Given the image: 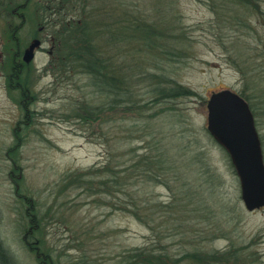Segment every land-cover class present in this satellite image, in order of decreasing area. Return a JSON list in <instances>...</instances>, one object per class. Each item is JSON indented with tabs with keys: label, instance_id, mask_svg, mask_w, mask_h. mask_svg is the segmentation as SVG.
<instances>
[{
	"label": "rangeland",
	"instance_id": "rangeland-1",
	"mask_svg": "<svg viewBox=\"0 0 264 264\" xmlns=\"http://www.w3.org/2000/svg\"><path fill=\"white\" fill-rule=\"evenodd\" d=\"M256 1L261 18L252 17L251 27L242 30L228 26L197 0H120L123 9L143 18L147 26L157 29V23L170 21L172 38L168 42L182 56L179 61L161 66L170 69L173 79L196 96L151 108L146 94L149 83L136 82L137 107L105 111L101 119L89 123L75 116L76 106L87 102L98 106L100 102L86 87L87 77L64 74L58 70L60 63L55 56L61 43L58 32L63 27L62 19L77 16L69 9L72 5L65 4L63 10H54L53 3L34 6L31 22L16 32L17 42L9 37L12 27L0 21V239L16 264L39 263L21 244L27 222L22 218L24 208L17 202L15 190L38 207L44 219L45 248L53 251L51 255L59 264H127L123 258L136 248L178 258L194 250H218L231 244L249 247L255 264H264V210L249 213L244 209L238 179L228 166L225 152L204 136L207 101L213 93L230 90L249 98L264 147V0ZM114 2L109 0L108 6L118 14ZM167 11L170 19L161 20ZM236 38L238 42H234ZM35 40L41 45L22 69V75L30 76L27 84L31 103L26 110L15 100L17 92L10 91L7 83L12 66L22 64L17 54ZM133 48L140 49L141 44ZM131 54L129 69L137 68L134 76L138 81L141 66L148 67L146 71L153 69L149 58L140 59L142 53ZM176 115L182 118L178 120ZM14 143L18 149L13 165L7 154ZM156 144L166 145L169 156L180 166V181L164 177L146 183L133 174L135 186L131 191L135 196L153 205L154 199L169 203L176 200L179 188L193 184L210 205L209 210L201 209L192 217L183 214L172 218L167 213L170 207L158 204L149 211L152 214L144 212L145 222L139 224L125 208H112L104 194H90L94 188L86 192L72 184L74 177H86L90 170L87 188L96 185L104 178L110 159L121 164L126 161V167L137 156H153ZM199 150L206 152L210 170L222 179L223 186L216 193L204 183L202 170L193 163ZM155 184L163 186L152 187ZM118 197L125 199L123 194ZM181 204L187 213L193 209L184 201ZM223 204L233 210L237 204L238 211L220 216L218 207ZM150 225L153 230H149Z\"/></svg>",
	"mask_w": 264,
	"mask_h": 264
},
{
	"label": "trees",
	"instance_id": "trees-1",
	"mask_svg": "<svg viewBox=\"0 0 264 264\" xmlns=\"http://www.w3.org/2000/svg\"><path fill=\"white\" fill-rule=\"evenodd\" d=\"M197 1L205 3L210 12L216 14L218 19L225 21L228 26L242 30L251 27L252 17H256L259 20L262 14L256 0ZM108 2L109 0H0V21L12 27V33L9 37L17 42L16 32L22 30L31 22L34 6L53 3L54 10L56 8L63 10L65 4L72 5L69 9L71 11L75 10L77 16L68 20L66 18L62 19L61 24H63V27L58 32V40L62 43V46L60 43L55 56H57L56 58L60 63L58 70L64 74L74 73L87 77V86H85L91 90L92 95L100 102L98 106L89 102L84 105L80 103V106H76L78 115L75 114V116L84 123H89V120H95L98 117L101 119L105 111L112 112L116 109L122 110V108L130 110L137 107L135 86L136 82L140 81L149 83V90L146 94L149 95L151 100L147 106L151 108L156 105L176 104L181 99L195 97L194 92L173 79L170 69L161 66L163 63L168 64L173 60L179 61L182 56L177 52L173 44L168 42L172 38L168 28L170 21L157 23L156 29V26H147V23L143 22V18L141 19L131 14V11H127L126 8V10L123 9L124 3L120 2V0H115L114 2L118 7V14L115 13L111 6H108ZM167 14L165 13L161 20H169L170 14L168 11ZM162 24L164 25L163 28L158 27ZM237 40L238 38L234 42ZM136 43L141 44L140 49L133 48ZM133 51L142 53L141 60L149 58L153 69L146 71L149 68L145 65L141 66V76L138 81L135 80L134 76L137 68L129 69V63L131 62L129 58L132 57L131 53ZM21 55L22 53L19 52L16 57H21ZM29 63L22 62L21 66H12L9 83H7L10 91L17 92L15 100L23 107H26V110L31 103L28 93L30 83L27 84L30 76L29 74L22 75V69H24L23 65L28 66ZM136 77H139V75H136ZM241 97L248 104L249 98ZM249 108L255 119V111L251 104ZM180 117L182 118V115H176L178 120H180ZM208 134L205 130L204 136L214 141ZM260 145L264 159V147L262 148L261 142ZM155 146L157 149L154 150L153 156L143 155L136 158L133 155V159L136 158L135 161L126 167H124L126 161L121 164L110 159V165L108 164L105 169L104 178L98 180L96 185L90 184L89 188H87V185L91 182L90 170L86 172V177H74L72 184H76V189L79 188L86 192L94 188L90 194H104L108 197L112 208L115 207L119 210L120 208H125L139 224L140 222H145L146 214L144 212L151 213L149 211L158 204H161V206L167 204V207H170L167 213H169V216H174L172 218L183 214L192 217L201 209L209 210L210 205L202 200L198 194L197 187L195 189L193 184L185 189L179 188L180 192L175 194L177 196L175 197L176 200L173 201L171 199L169 203H162V201L154 199L155 205H153L149 201H141L135 196L134 192L131 191V188L135 186V183L131 181L133 174H138L146 183L158 182L159 178L164 177H173V179L178 180L177 182L180 181L178 172L180 166L174 163L173 157L169 156L166 145L165 147L158 144ZM13 148L7 154V158L14 165L18 149L16 143H14ZM224 156L228 158V166L233 169L228 155L225 153ZM128 160L131 161L132 159ZM193 163L199 166V170H202L200 174L203 176L204 183L208 185L213 193L222 188V179L220 175L210 170L206 152L197 151L194 155ZM157 186L163 185L155 184L152 187ZM125 187L128 188L126 189ZM135 192L139 191L135 190ZM15 194L17 202L24 208L22 218L24 222H27L21 238V244L28 252L36 256V261L39 264H59V260L51 255L53 251L48 250V252L45 248L44 225L42 224L44 219L38 213V207L35 206V202L24 194L17 193V190H15ZM118 194H123L125 199H120ZM183 201L186 206L193 208L190 213H187L188 211H185L184 207H182L181 203ZM237 206L235 204L234 208L236 209L233 210L223 204L218 207L221 210L219 215L225 216V214L236 212L238 211ZM149 217V222L153 223L152 216L149 215ZM218 221L216 216L215 222ZM151 226H148L149 230H153ZM40 252L44 255L41 256L42 253ZM254 258L255 255L249 247H233L231 244L229 247L218 250H194L178 258H173L165 252L136 248L130 251L123 259L127 261V264H255ZM257 262L262 264L260 261ZM0 264H16L7 249L3 247L1 239Z\"/></svg>",
	"mask_w": 264,
	"mask_h": 264
},
{
	"label": "water",
	"instance_id": "water-1",
	"mask_svg": "<svg viewBox=\"0 0 264 264\" xmlns=\"http://www.w3.org/2000/svg\"><path fill=\"white\" fill-rule=\"evenodd\" d=\"M40 42L33 41L22 60L29 63ZM207 132L228 155L237 176L240 199L249 213L264 210V162L253 115L236 93H213L206 105Z\"/></svg>",
	"mask_w": 264,
	"mask_h": 264
},
{
	"label": "flooded vegetation",
	"instance_id": "flooded-vegetation-1",
	"mask_svg": "<svg viewBox=\"0 0 264 264\" xmlns=\"http://www.w3.org/2000/svg\"><path fill=\"white\" fill-rule=\"evenodd\" d=\"M40 45H41V42H40ZM38 49V48H37ZM36 51V50H35ZM23 53H24V51L22 52V55H21V61L23 62V60H22V56H23ZM34 54H35V52H34ZM18 66H21V64H18ZM14 260V259H13Z\"/></svg>",
	"mask_w": 264,
	"mask_h": 264
}]
</instances>
